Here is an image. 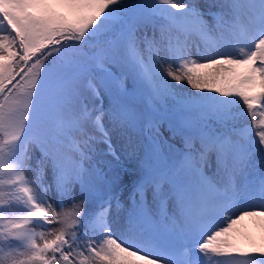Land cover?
<instances>
[{"label":"rangeland","instance_id":"rangeland-1","mask_svg":"<svg viewBox=\"0 0 264 264\" xmlns=\"http://www.w3.org/2000/svg\"><path fill=\"white\" fill-rule=\"evenodd\" d=\"M0 2L25 29L17 41L0 22V87L26 62L0 94V264L264 260V72L248 78L241 64L264 66V51L243 44L252 31L264 35V0ZM109 4L116 15H95ZM59 28L64 41H55ZM207 56L215 63L205 71ZM146 119L148 138L167 133L161 141L186 152L183 178L164 158L181 199L164 181L142 182L141 202L126 203L146 166ZM201 124L216 144L199 140ZM74 157L81 175L69 168ZM244 210L246 224L231 220Z\"/></svg>","mask_w":264,"mask_h":264},{"label":"bare ground","instance_id":"bare-ground-1","mask_svg":"<svg viewBox=\"0 0 264 264\" xmlns=\"http://www.w3.org/2000/svg\"><path fill=\"white\" fill-rule=\"evenodd\" d=\"M263 26L261 28H262V31L264 32V27ZM258 36H261V35H259L257 31L256 32H251V33H248V34L244 35L245 40L243 41V44L244 43H248L250 45L255 46V49H256L257 54L261 55L264 50L262 48H260L258 44H259V42L262 43V41H264V35L262 37H260L259 40H258ZM256 40H258V41L256 42ZM208 57L209 56L200 59L201 61L199 63L200 64V67L203 68L205 71H207L209 69V67L211 66V64L215 63V61L213 59L208 58ZM242 61H243V63H241V64H242V66L245 67L243 69H246L247 71H249V74H247L246 77L249 78V75H255L254 78H256L257 76L260 75L261 70H262V72H264V66L258 64V66L256 67V70H253V67L250 66L251 63H247V61L245 62L244 60H242ZM249 219H251V215L250 214H247L245 212V210L242 211V212H240V213L238 212L236 215L232 216V218H231L232 221H235L236 220V223L237 224H246ZM136 249L139 251V248L138 247H136ZM142 251H143V249H140L139 252H142ZM146 254L149 255V253H146ZM151 256L155 257L154 255H151ZM144 259L142 261V264H145V263H147V264H154L155 263V262L153 263V261L144 260Z\"/></svg>","mask_w":264,"mask_h":264},{"label":"trees","instance_id":"trees-1","mask_svg":"<svg viewBox=\"0 0 264 264\" xmlns=\"http://www.w3.org/2000/svg\"><path fill=\"white\" fill-rule=\"evenodd\" d=\"M107 5H108V4H107ZM102 6H103V5H102ZM109 6H110V13H111V12H112V13H115V9H116V7H113V6L110 5V4H109ZM0 9H1V11L4 13V15L6 16L5 18L2 17L3 15L0 17V22H1L2 25H3V30L6 31V33H8L10 37L12 36L13 39L19 41V40H20V37L23 35V32H24L25 29H23V28L21 27V25L18 26V24L15 23L14 20L9 16V13H10L9 9L11 10V13L13 14V11H14L13 7H9V9H8L7 6H4V5L2 4V2H0ZM13 17H14V14H13ZM59 30H60V35H59V36L64 35L63 32H65L66 30H63V29H60V28H59ZM105 33H106V32H105ZM59 36H57V37H59ZM16 44H17V42H16ZM45 63H49V62H45ZM20 75H22V74H19V75L15 78L14 81H17V80L20 78ZM113 90H114V89H113ZM112 93H113V95L116 94V93L113 92V91H112ZM144 109H145V111L149 112V110H148V108L146 107V105L144 106ZM145 144H146V148H147L146 150H147V153H148V156H149V160H148L149 165H148V167H151V163H152V162H151V158H152L151 149H150V147L148 146L147 142H145ZM151 170H152V168L149 169V171H151ZM18 191H19V190H18ZM19 192H21L20 195H22V201H23V193H22L21 190H20ZM23 202H24V201H23ZM34 219H36V218H34ZM262 264H264V262H262Z\"/></svg>","mask_w":264,"mask_h":264},{"label":"water","instance_id":"water-1","mask_svg":"<svg viewBox=\"0 0 264 264\" xmlns=\"http://www.w3.org/2000/svg\"><path fill=\"white\" fill-rule=\"evenodd\" d=\"M6 85H7V84H6ZM6 85H5V86H6ZM2 91H3V89H0V93H1Z\"/></svg>","mask_w":264,"mask_h":264}]
</instances>
